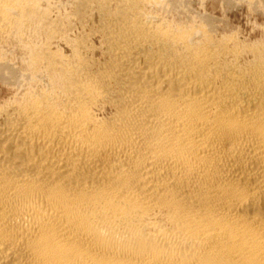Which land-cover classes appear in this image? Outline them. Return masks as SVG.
Wrapping results in <instances>:
<instances>
[{"label": "bare ground", "instance_id": "6f19581e", "mask_svg": "<svg viewBox=\"0 0 264 264\" xmlns=\"http://www.w3.org/2000/svg\"><path fill=\"white\" fill-rule=\"evenodd\" d=\"M136 17L104 27L108 69L0 105V264H264V54L236 73Z\"/></svg>", "mask_w": 264, "mask_h": 264}, {"label": "rangeland", "instance_id": "374dc122", "mask_svg": "<svg viewBox=\"0 0 264 264\" xmlns=\"http://www.w3.org/2000/svg\"><path fill=\"white\" fill-rule=\"evenodd\" d=\"M25 1L29 4L35 2L32 4L35 12L24 17L26 19L15 15L8 20L0 14V63L4 73L0 76V105L4 107H8L15 96L22 98L26 91L41 93L54 88L56 80L92 79L108 69L113 59L110 54L112 44L107 41L104 30L114 25L122 12L137 16L151 29L180 26L186 30L206 31L215 41L214 47L220 48L222 45L223 50L219 49L218 52V63L231 69L237 68L234 70L236 73L247 70L264 57V0H162L158 3L133 0L132 4L128 3L129 0ZM166 3L168 6H165ZM141 48L139 46L138 50ZM53 54L64 57L63 62L53 61L57 57ZM22 80L26 81L23 83Z\"/></svg>", "mask_w": 264, "mask_h": 264}]
</instances>
